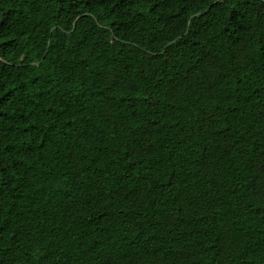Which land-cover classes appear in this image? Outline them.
Listing matches in <instances>:
<instances>
[{
  "label": "trees",
  "instance_id": "16d2710c",
  "mask_svg": "<svg viewBox=\"0 0 264 264\" xmlns=\"http://www.w3.org/2000/svg\"><path fill=\"white\" fill-rule=\"evenodd\" d=\"M0 264H264V0H0Z\"/></svg>",
  "mask_w": 264,
  "mask_h": 264
}]
</instances>
